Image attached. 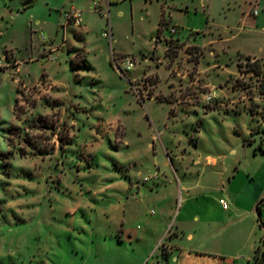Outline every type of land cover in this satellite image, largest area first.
<instances>
[{"label":"rangeland","instance_id":"374dc122","mask_svg":"<svg viewBox=\"0 0 264 264\" xmlns=\"http://www.w3.org/2000/svg\"><path fill=\"white\" fill-rule=\"evenodd\" d=\"M245 3L0 0V264H167L121 227H146L158 203L171 227L177 177L201 172L183 147L217 158L206 182L227 203L264 186V0ZM126 55L128 70L116 59ZM163 145L178 148L174 170ZM204 209L233 221L193 244L250 264L246 218ZM254 239L264 248V228Z\"/></svg>","mask_w":264,"mask_h":264},{"label":"crops","instance_id":"0c3cea01","mask_svg":"<svg viewBox=\"0 0 264 264\" xmlns=\"http://www.w3.org/2000/svg\"><path fill=\"white\" fill-rule=\"evenodd\" d=\"M246 1L249 0H242L244 5L246 4ZM163 9L164 7L162 6L156 24V31ZM173 26L176 28V36L179 37L176 25L173 24ZM195 32L197 33V30ZM192 33L191 36H193ZM188 107H190L195 113H198L200 110L202 113H207L206 111L213 108H205L202 104L192 102L188 104ZM189 140L192 141L193 138L191 137ZM188 148L189 147H183V152L185 153L186 151L188 153V160L191 162V165L201 166V172L197 175L195 180H183L177 177L181 192L174 194V200L178 195V200H176V202L179 204V210L176 213L171 227L169 229L167 228V219L171 217V214L166 212L158 203L157 205L160 208V215L150 221L149 225L143 228H134L126 226L123 222L121 227L122 234H126L128 238L145 241L148 247L147 251H158L159 256L163 258L167 264H221V259L231 264V262L233 263L235 260L243 258L239 252L226 254L220 250H209L206 247H201L199 244H193L197 241L200 235L201 237L207 236V238L219 237L220 232H218V229L233 221L228 218L229 220L223 221L220 225L219 222L209 219L208 215L205 213V209L204 212L201 211V207H206L209 203H214L222 211H228L229 213L235 212L237 219L239 220L242 216L246 218L244 220L246 235L242 244V249H245L243 250L245 251V257L246 259H249L248 261L251 264L255 249L258 247L255 242L256 240L254 239L255 228L257 226L262 228L256 218L254 206L259 199L264 196V186L259 187L258 190L255 188L253 192L249 193L248 197H242L237 194L231 200V203H227L226 197L217 194L216 185H211L206 182L211 174L220 173L217 170L214 172L206 171V167H216L218 163L217 158L210 154L197 153L195 155L191 152L192 150L190 151ZM163 149L166 156V163L164 164L169 163L174 170V158L171 157V154L175 155L178 148L171 149L163 145ZM179 157L183 159L182 154ZM175 160L180 163L177 157ZM172 195L173 192L169 194L170 197ZM130 197L135 198V194H131ZM219 199H224L227 203V207H222ZM159 202L161 204V201ZM206 202L207 205H205ZM200 212H203L202 215ZM244 221L240 222L244 223Z\"/></svg>","mask_w":264,"mask_h":264},{"label":"built area","instance_id":"2783aa9c","mask_svg":"<svg viewBox=\"0 0 264 264\" xmlns=\"http://www.w3.org/2000/svg\"><path fill=\"white\" fill-rule=\"evenodd\" d=\"M93 6L96 7V4H94ZM255 13H256V11H253V14H255ZM68 20H70L76 26H80V24H81V12H80V10H77L75 8H71L70 11L66 14V21H68ZM175 30H176L175 27L171 28V32H174ZM102 35L104 37L110 39L111 38L110 29L108 28V30L104 31L102 33ZM116 59H118V62L123 65V68L125 70H128L132 65V58L129 55L117 56ZM251 60H252V62H254L255 59L252 58ZM119 69H120V71H122L121 68H119ZM215 96H216V91L214 89H211L209 92H207L204 95V99L206 102H210L213 98H215ZM144 179H147V177H145ZM219 202L222 205V207H224V208L227 207V203L224 199H219ZM150 212L152 213L153 210L151 209Z\"/></svg>","mask_w":264,"mask_h":264},{"label":"trees","instance_id":"16d2710c","mask_svg":"<svg viewBox=\"0 0 264 264\" xmlns=\"http://www.w3.org/2000/svg\"><path fill=\"white\" fill-rule=\"evenodd\" d=\"M160 21H161V19H159L158 26L160 25ZM159 29H160V27L157 28V32H159ZM246 59H247V61H248V60H249V57H247ZM253 69H254L256 72H259V71H260V67H259L258 64L255 65V66H253ZM39 151H41V152H45L44 150H39ZM263 203H264V202H263ZM263 203H260V204H259V208L261 207V205H262ZM263 242H264V240H263ZM251 264H264V248H260L259 246L256 247V249H255V253H254V256H253L252 261H251Z\"/></svg>","mask_w":264,"mask_h":264},{"label":"water","instance_id":"95a60500","mask_svg":"<svg viewBox=\"0 0 264 264\" xmlns=\"http://www.w3.org/2000/svg\"><path fill=\"white\" fill-rule=\"evenodd\" d=\"M196 32H193L192 35H195ZM264 202V197H262L254 206V212H255V215L257 216V219L259 220L260 218V208H259V204L260 203H263ZM260 226L262 228H264V223H260Z\"/></svg>","mask_w":264,"mask_h":264}]
</instances>
